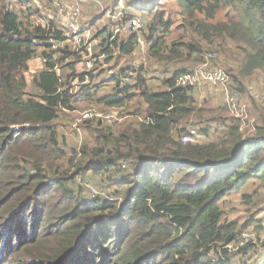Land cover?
<instances>
[{"label": "trees", "instance_id": "obj_1", "mask_svg": "<svg viewBox=\"0 0 264 264\" xmlns=\"http://www.w3.org/2000/svg\"><path fill=\"white\" fill-rule=\"evenodd\" d=\"M137 1L146 4L135 7L148 15L144 27L123 29L129 3L88 2L106 18L84 22L90 50L54 53L41 45L40 24L28 29L30 12L0 0V264H249L258 251L247 227L261 221L264 233V217H255L264 216V105L255 109V134L245 136L239 123L202 115L194 86L177 81L215 45L238 56L241 76L264 71V0ZM167 4L166 18L159 8ZM220 12L227 20L214 22ZM175 19L181 33L169 40ZM115 53L125 67L109 79L114 92L94 102L104 108L69 115L92 95L74 85L92 74L84 64L108 65ZM36 58L43 67L27 91L24 73ZM137 94L142 120L125 112ZM196 114L194 141L183 144ZM95 177L119 189L88 199ZM234 193L253 209L242 226L220 207Z\"/></svg>", "mask_w": 264, "mask_h": 264}, {"label": "rangeland", "instance_id": "obj_2", "mask_svg": "<svg viewBox=\"0 0 264 264\" xmlns=\"http://www.w3.org/2000/svg\"><path fill=\"white\" fill-rule=\"evenodd\" d=\"M68 1V0H64ZM119 0H105V4H116ZM123 2L131 4L133 8L125 9V13L128 15H137L140 16L144 23L147 22V17L148 15H144L143 13L139 12L138 9L135 7H146V4H142L138 2L137 0H122ZM8 2V0H7ZM89 6V5H88ZM84 6L81 10V18L82 22H89L93 20L96 17L101 18L98 16V11L94 9L93 7H88ZM171 4L163 5L159 8L160 11H163L165 14V17L173 16L171 13ZM154 13V12H153ZM106 20L105 17H102ZM101 18V19H102ZM112 20H117L116 18H111ZM96 20V19H94ZM227 20V15L223 12H220L219 15L216 16V21H224ZM29 26L28 29H31L34 24H35V18L29 17ZM178 20L175 19L173 21V25L170 27V30L175 29L172 31L171 36H169V40H172L176 34L179 32L181 33V29H178L177 23ZM107 22L103 21L99 25L97 24V30L99 29V26H107ZM102 39V37H100ZM230 50V49H229ZM209 51L215 52L217 54V57H215L213 63L215 68H220L226 71L228 74V84L225 87L229 91H235L234 89L236 88V85L234 81L232 80V74L237 75V78L241 81L242 87L244 88V92L240 93L241 94V99L242 103H244L245 107L240 108L238 111V115L236 112L232 111L231 109L228 108V106L225 103V91L223 87H213L209 84L205 83H200L194 85V90L195 96L197 98V105L200 109H202V115L205 117H214L217 118V120L224 121L226 124L227 123H239L241 127V131H243L245 136H251L255 134V131L253 130V125L257 121L256 120V108H259L257 106H263V103H257V99L255 97H252L249 91H253V93L259 95V96H264V71L263 70H257L255 71L252 75L250 76H241L238 71L240 69V63L238 60V56L235 55L231 50L229 54L223 55L220 53V48L218 45L213 46L212 48H209L204 52V54ZM40 52L38 51V54ZM125 55H116L114 54L113 61L110 64H106L102 62V59L98 64L94 62L84 64V67L82 69L89 70L91 71L90 75H86L84 77L83 81L77 82L74 85H76L77 88H80L81 86L84 88H87L89 90V94L91 95V98L89 100H86L85 97H82L77 101V107L78 109L68 113L69 115H78V111H82L83 109L87 110L92 105L94 106V109L96 111H100V109H103V106L96 105L94 102H96L97 98L102 97L103 95L111 94L114 92V84L109 81V79L112 76V73L118 72L121 67H125L124 65V59ZM139 60L136 59L134 60L135 65L138 64ZM195 63H197L196 60H193L192 63H189V68L191 69ZM59 64V62H58ZM57 64V67H58ZM29 70L25 71L26 77H27V85H26V90L27 91H32V80L31 77L34 76L41 68L43 67L42 61L39 58L35 59V62L32 64H29ZM146 66V63L143 64V67ZM94 67V68H93ZM195 68V67H194ZM192 68L189 72H192ZM150 75H156L154 76L155 78H150L149 79V85L151 89H156L160 88L161 85V78L163 77V74L161 72L157 71V74H150ZM160 85V87H159ZM74 88V86H72ZM136 92V90H135ZM137 93V92H136ZM134 102L129 105L128 107L125 108V112L131 113L133 115L130 116L131 119L134 120H142L144 118V111H145V105H142L141 99L139 98V94L135 96L133 99ZM257 101V102H256ZM89 102V103H88ZM84 111V110H83ZM97 111V112H98ZM198 112H201V110H198ZM62 114V113H61ZM62 116H64L62 114ZM203 117V116H202ZM200 121L199 116L193 115L187 123V128H194L195 129V122ZM79 125V124H78ZM217 131V130H216ZM220 131V130H218ZM182 143V142H181ZM184 144V143H183ZM90 147H93L92 143L89 145ZM68 147H70L68 145ZM77 149V146H76ZM90 181L92 183L89 184L91 188H96L93 186H102L104 188H98L100 190H104V193L107 194H113L115 190H118L119 187L111 186L108 182L106 181H101L98 177L95 178H90ZM75 184V183H74ZM251 185H248L245 189L249 188ZM106 189V190H105ZM83 191V190H82ZM84 195L88 198H90V189L87 191H83ZM103 193V192H102ZM120 197V196H117ZM240 195L238 193H234L232 195H227L221 202H220V207L224 211V219L230 220V221H235L238 226L244 225L245 221L248 220L253 212V209H248L244 204L241 203ZM257 215V216H256ZM255 217H264L262 216L261 213L256 214ZM250 231H254L256 233L257 239L255 241L256 244H254L251 248V250H258L255 255H252L251 259L249 260V264H264V233H263V228L261 226V221H258L256 223L249 224L247 227ZM263 248V249H261Z\"/></svg>", "mask_w": 264, "mask_h": 264}, {"label": "built area", "instance_id": "obj_3", "mask_svg": "<svg viewBox=\"0 0 264 264\" xmlns=\"http://www.w3.org/2000/svg\"><path fill=\"white\" fill-rule=\"evenodd\" d=\"M46 1L50 2L49 6L44 4ZM88 2L93 4L97 3V0H8V2L6 0V5L17 12H30L31 17L35 18V24L30 30L32 31L36 25L40 24L46 31L41 45L48 47L54 53H59V50L66 46H73L76 49L81 46L90 50L93 40L92 27L85 25L81 18V10L84 6L89 5ZM142 27H144L143 19L140 16L131 15L127 18L123 29L138 30ZM53 29L55 32L59 30L64 36L58 39L53 34ZM215 57H217L215 52H206L193 71L180 77L177 82L181 86H194L205 83L213 87H223L226 90L224 93L226 105L238 115L240 108L245 107V105L242 103L241 95L238 91H229L225 88L229 77L226 71L213 66ZM56 70L58 71L57 68ZM249 93L259 103L264 102L263 96H259L253 91H249ZM88 116H90V113L87 111L81 114L82 119H86ZM195 135L196 130L188 128L181 136V142L184 144L193 142ZM84 183L86 184V182ZM90 191L92 196L97 194L102 197L107 196L104 191H99L97 188H90Z\"/></svg>", "mask_w": 264, "mask_h": 264}, {"label": "clouds", "instance_id": "obj_4", "mask_svg": "<svg viewBox=\"0 0 264 264\" xmlns=\"http://www.w3.org/2000/svg\"><path fill=\"white\" fill-rule=\"evenodd\" d=\"M5 3H6V0H5ZM6 6H7V5H6ZM89 63H90V62H89ZM29 67H30V66H29ZM56 68L58 69V67H56ZM56 68H55V71H57ZM27 70H29V68H28ZM24 74H25V73H24ZM25 75H26V74H25ZM32 78H33V76L31 77V79H32ZM31 79H30V80H31Z\"/></svg>", "mask_w": 264, "mask_h": 264}]
</instances>
